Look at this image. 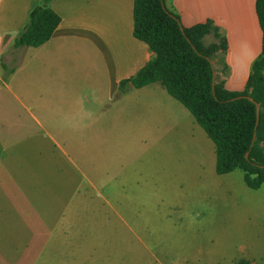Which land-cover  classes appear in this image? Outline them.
<instances>
[{"label": "rangeland", "instance_id": "1", "mask_svg": "<svg viewBox=\"0 0 264 264\" xmlns=\"http://www.w3.org/2000/svg\"><path fill=\"white\" fill-rule=\"evenodd\" d=\"M156 84L114 128L60 105L43 128L36 98L0 93V264H264V183L217 174L214 142Z\"/></svg>", "mask_w": 264, "mask_h": 264}, {"label": "crops", "instance_id": "2", "mask_svg": "<svg viewBox=\"0 0 264 264\" xmlns=\"http://www.w3.org/2000/svg\"><path fill=\"white\" fill-rule=\"evenodd\" d=\"M39 2L0 0V93L36 98V121L43 128H59L46 114L56 105L69 108L72 119L86 121L84 128L120 127L126 119L125 97L151 96L158 87V81L119 87L153 55L147 43L133 35L134 0H51L61 21L50 39L39 46L14 47ZM165 4L185 27L213 21L227 41V50L212 60L215 81H223L232 91L243 90L262 49L256 0H165ZM114 99L112 110L95 115Z\"/></svg>", "mask_w": 264, "mask_h": 264}, {"label": "trees", "instance_id": "3", "mask_svg": "<svg viewBox=\"0 0 264 264\" xmlns=\"http://www.w3.org/2000/svg\"><path fill=\"white\" fill-rule=\"evenodd\" d=\"M50 1L40 0L33 8L14 47L39 46L50 39L61 21ZM166 8L162 0H134L133 35L147 43L153 55L133 76L120 82V89L160 82L214 142L216 173L241 169L247 186L260 188L264 183V166H260L264 165V0H256L262 49L251 65L245 88L232 91L223 81H215V94V69L209 58L227 50L226 38L212 20L182 25V31L179 16ZM209 33L217 41L206 43L204 37ZM250 98L260 104L258 123L256 105ZM234 264L261 263L241 258Z\"/></svg>", "mask_w": 264, "mask_h": 264}, {"label": "water", "instance_id": "4", "mask_svg": "<svg viewBox=\"0 0 264 264\" xmlns=\"http://www.w3.org/2000/svg\"><path fill=\"white\" fill-rule=\"evenodd\" d=\"M162 5L163 7L167 10L166 8V5H165V2L164 0H162ZM179 24H180V28L181 30L183 31V26L181 24V22L179 21ZM211 64H213L212 60L209 58ZM212 88H213V93L215 94V71L213 72V83H212ZM249 97V96H248ZM251 99V98H250ZM255 105H256V115H257V123L259 122V114H260V104L258 102H256L255 100L251 99ZM246 157L248 158V152L246 153ZM260 166H264V165H260Z\"/></svg>", "mask_w": 264, "mask_h": 264}]
</instances>
